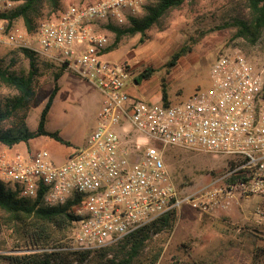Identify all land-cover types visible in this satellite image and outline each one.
I'll use <instances>...</instances> for the list:
<instances>
[{
    "label": "built area",
    "instance_id": "1",
    "mask_svg": "<svg viewBox=\"0 0 264 264\" xmlns=\"http://www.w3.org/2000/svg\"><path fill=\"white\" fill-rule=\"evenodd\" d=\"M16 0H0V14ZM142 0H93L71 4L41 22L33 32L11 29L3 42L26 47L64 66L102 95L98 121L84 145L61 163L46 148L32 153H0V180L18 184L24 195L42 192L48 206L75 200L76 232L65 249L93 250L117 243L183 201L208 211L212 185L237 170H249L237 188L264 190V66L244 53H221L211 65V84L184 101H145L130 92L132 66L104 57L112 44L102 30L124 27L141 15ZM1 27L7 29L8 20ZM130 125L124 130L126 125ZM156 144L145 147L143 138ZM179 146L225 156L239 163L230 173L191 193L183 192L165 161V150Z\"/></svg>",
    "mask_w": 264,
    "mask_h": 264
},
{
    "label": "rangeland",
    "instance_id": "2",
    "mask_svg": "<svg viewBox=\"0 0 264 264\" xmlns=\"http://www.w3.org/2000/svg\"><path fill=\"white\" fill-rule=\"evenodd\" d=\"M93 0H62L67 8L71 4ZM246 0H189L179 8L171 10L162 20L160 27H153L144 42L140 34L124 35L114 50L106 53L110 62H129L133 77L131 84L135 95L145 101H161L163 88L168 92L171 102L188 99L197 89L210 86V69L215 59L224 52L244 53L257 66H264V32L257 44L237 37L230 26L243 10ZM142 0L141 15L145 12ZM45 15L39 22L45 21ZM0 20V60L11 71L27 74L30 60L16 47L4 43L5 32L11 29L25 30L22 18L16 19L6 30ZM114 43L116 34L112 30H102ZM187 45L191 50L172 68L165 65L174 51ZM38 74L35 88L37 95L25 119L27 126L36 130L42 111L55 85V73L61 66L44 58H37ZM154 68L149 79L137 81L135 78L145 68ZM60 89L48 114L46 128L59 130L70 144L61 143L54 138L41 135L29 142H21L9 147L0 142V153L11 154L35 148H46L55 163L65 161L68 154L84 145L97 121V113L102 103V95L87 80L77 79L69 71L58 80ZM137 83L135 85L134 83ZM130 89L131 86H130ZM16 90L0 82V98L11 96ZM11 122L8 121L7 123ZM130 125H126L127 130ZM146 146L156 144L145 136ZM25 149V150H24ZM165 161L175 180L186 193H193L213 180L232 171L230 161L222 155L204 151H194L179 146H169L165 150ZM228 183L219 180L212 185L213 199L208 211L194 207V203L183 201L179 216L172 232H161L149 241L147 251L161 248L156 264H264V190H233L230 196ZM76 224L57 231L61 241H70ZM22 234L15 224L0 209V264H6L3 256L33 250L25 246ZM144 260V261H143ZM136 264H146L145 258Z\"/></svg>",
    "mask_w": 264,
    "mask_h": 264
},
{
    "label": "trees",
    "instance_id": "3",
    "mask_svg": "<svg viewBox=\"0 0 264 264\" xmlns=\"http://www.w3.org/2000/svg\"><path fill=\"white\" fill-rule=\"evenodd\" d=\"M149 1L144 6V14L131 17L129 25L108 26L115 32L116 40L107 47L105 53L114 50L122 36L127 34H140L139 40L141 43L144 42L150 29L160 27L162 20L171 10L181 7L189 0ZM62 10H64L62 0H16L14 8L8 13L0 14V19L8 20L9 28L16 19L22 18L25 29L33 32L44 15L45 19L49 20ZM230 26L235 29L237 37L246 39L252 45L257 44L264 32V0H246L243 10ZM16 49L29 58L31 69L27 74H19L11 71L9 66H5L0 60V82L16 90L15 94L0 98V142L13 147L21 142H29L41 135H47L61 143L70 144L69 140L61 136L59 130L46 128L48 114L60 89L58 80L65 72V67L60 65V71L55 73L54 88L42 111L37 129L32 130L27 126L25 119L37 95L35 88L38 74L37 58L44 57L26 47ZM190 50V46L183 45L174 51L165 64L167 68L176 66ZM153 72L154 68H145L135 80L149 79ZM162 98L165 104L171 103L165 88ZM10 120L11 122L7 123ZM229 161L232 169L239 164L234 160ZM247 171L249 170L235 171L230 175L229 182L239 185L248 183L252 177L246 174ZM74 203L75 200H68L65 203L48 206L42 202V192L36 196H26L18 184L0 180V209L8 216V220L15 224L17 232L22 234L25 246L33 249L3 256L6 264H136L143 258L146 264H156L161 255V248L148 252V243L158 233L172 232L179 216L176 210L168 212L112 245L93 250L65 249L66 242L61 241L56 232L76 224L79 215L73 210ZM259 261L258 259L253 262L260 264Z\"/></svg>",
    "mask_w": 264,
    "mask_h": 264
},
{
    "label": "crops",
    "instance_id": "4",
    "mask_svg": "<svg viewBox=\"0 0 264 264\" xmlns=\"http://www.w3.org/2000/svg\"><path fill=\"white\" fill-rule=\"evenodd\" d=\"M134 84H135V85H137V83H136V82H135ZM130 86H131V88H132V89H130ZM130 86H129L130 92H131V93H133V94H135V91H133V90H134V88H133V85H132V84H130ZM89 131H90V129H89ZM61 136H62V135H61ZM62 137H63V136H62ZM36 138H38V137H36ZM63 138H64V137H63ZM34 139H35V138H34ZM31 140H32V139H31ZM12 149H13V150H15V148H14V147H13ZM36 149H37V148H35V149L31 150V151H29V150H26V152H25V153H27V154H28V153H32V152H33L34 150H36ZM24 150H25V149H24ZM11 151H12V150H11ZM11 151H10V152H11Z\"/></svg>",
    "mask_w": 264,
    "mask_h": 264
}]
</instances>
